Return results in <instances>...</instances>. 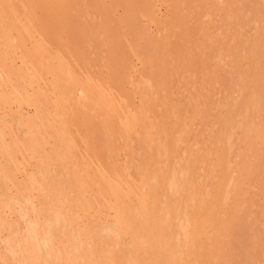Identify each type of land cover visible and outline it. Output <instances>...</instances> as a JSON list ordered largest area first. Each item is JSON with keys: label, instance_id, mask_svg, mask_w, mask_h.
Here are the masks:
<instances>
[{"label": "rangeland", "instance_id": "obj_1", "mask_svg": "<svg viewBox=\"0 0 264 264\" xmlns=\"http://www.w3.org/2000/svg\"><path fill=\"white\" fill-rule=\"evenodd\" d=\"M14 1L13 5L16 4L14 8L18 12L16 15L18 19L20 18L19 21L22 25L28 18L34 17L35 33L33 36H35L30 39L24 38L23 43L26 49L39 54L40 44L37 40L41 41L42 39L53 50L52 53L55 57L65 56L69 61L63 59L68 62L67 65L72 74L70 79L73 80L75 89L68 94L65 93L63 105L56 110V95L50 86L51 76L47 74L42 77V82L40 81L34 87L39 96L35 99H39V104L36 101L27 102V104L17 102L13 99L6 76L10 74L15 81L23 84V91L25 89L23 86H27L25 90L28 91V95L26 91H24V95L26 94V98L30 96L31 99H34V88H28L30 85L26 84L32 74H29L27 67L22 64L20 54L12 60L13 64L9 63L8 58L4 62L5 73L3 72L4 75L1 78L3 87L0 86V98H5L8 103H3V101V105L0 103V264H33L32 261H26L31 260L26 244V241L28 242L31 237L26 238H28L27 233L34 234L35 231V236L37 234L43 236V231L48 233L47 236L44 235L46 239L40 238L41 244L44 241L46 246L40 244L45 247V250L40 248L39 250L43 252L38 251V253L43 255L45 261L47 257V260L51 261L49 264H69V257L63 253L62 240L64 244L67 243L65 248L68 253L72 252V248L78 240L86 243L84 246L92 244L90 261L93 262L98 256L101 259L97 258L93 262L94 264L96 262L98 264V261H101L102 264H113L114 261V264H130V262L126 263L128 259L130 260L129 254L131 253V259L137 255L136 241L143 235L140 223L129 217V225L135 226L133 228L134 231L137 230L138 235L130 227L128 234L117 240L112 232L115 224L114 210L103 206L100 211H97L95 205L87 211L86 205L83 204L84 201L79 197L77 180H83L82 182L85 183L84 188L88 191L89 199H93V193L97 191V187L100 188L103 195H106V185L97 172V166H101L111 179L122 182L125 180L126 183H123L126 186H133L144 178L149 183V192L157 200V208L164 205L162 212L165 214L171 212L169 217L171 215L172 218L176 211L178 212L174 220L170 217L174 222L172 223V226L174 224L173 228L177 229L173 230L174 233L179 231L181 225H189L190 222L189 257L191 263L264 264V0H187V4L186 0H154L155 2L139 0L144 4L143 6L147 7L146 10L151 12V20H149L150 14L148 19L140 18L142 12L147 16L146 10L143 11L142 4L140 6L142 10L139 5H136L137 10L134 3L133 9L129 11L127 7L130 8L132 0H130V6H126V0H120L119 4V0ZM135 1L137 2V0ZM149 3H152L151 11ZM127 4L129 5L128 2ZM128 11L129 14L132 11L139 12L137 16L133 12L130 14V18L132 15L139 18L137 19L139 22L132 19L133 17L131 18L139 24L133 25V21L127 19L129 18L126 16ZM127 25L132 27L129 28ZM133 26L141 28V31L137 28L141 32L140 36L135 28L136 33L132 34ZM36 33L40 35L39 38L36 37ZM133 35L139 39H135ZM140 48L144 50H140L141 53L143 52L142 56L136 54ZM147 49L149 50L147 51ZM127 53L130 55L128 56ZM227 67L228 71H226ZM126 74L129 81L124 79ZM227 75L229 76L228 79L225 78L227 80L225 82L224 77ZM87 80L90 81L87 82ZM97 85V88L104 85L107 88L104 89L111 91L114 96L116 101L114 104L118 103L116 110L110 114L108 119L96 103ZM148 86L149 88H147ZM60 88L64 87L61 85ZM84 88L91 92L88 97H83L79 91ZM189 92L190 94H188ZM127 108L133 112L132 115L134 114L137 119V122L130 126L131 128L120 127L122 125L120 123L125 119L123 113ZM186 112L188 114H185ZM91 124L93 130L90 133L89 127V130H86L87 126H91ZM206 126L208 127L206 128ZM181 131L183 132L182 135L180 134L181 138H178L179 136L176 135ZM90 134H93V138ZM90 139L92 142H89ZM180 140L185 143L182 144ZM93 141L96 143L95 146ZM9 143L12 147L8 146ZM24 144L28 148L30 147V150L27 148V154L23 155L19 152L20 156L17 148ZM165 147L167 154L164 153ZM194 148H197L196 153ZM11 150L14 152V156ZM100 155L104 156V161ZM156 155H159L158 159H156ZM185 155H190L191 159L189 160ZM208 156L210 157L207 158ZM11 157L14 158V161ZM178 158L183 163L178 162ZM95 159L98 161H94ZM210 159L214 161V164ZM186 160L188 165L185 163ZM11 161L15 168H12ZM173 162L177 167L171 166ZM185 164L189 167L186 166L187 171L185 172L189 176L180 170L185 168ZM215 166H218L216 169L218 168L221 172L217 171L221 177H214L217 182L220 179L219 185L221 182V186L213 181L212 175H214ZM95 167L97 170H94ZM196 168L198 169L196 170ZM209 170L212 171V174L208 173ZM177 171L179 177H177ZM227 172L231 174H227ZM94 173L99 176V179ZM204 174L209 175L204 177ZM209 176H211V180ZM180 177L186 181L179 182L182 180ZM172 180L176 181L177 190H179L170 196L168 185ZM153 181L157 184H154ZM183 183L188 187L184 188ZM141 184L140 188H146L145 184L144 186ZM208 184L209 188L216 187L213 190L214 193L211 192L212 195L214 194L215 202L213 204L216 206L218 202L220 203L221 198L226 199L225 196L228 194L227 203H224L227 205L223 206L226 209H224L225 213L223 208L220 207L218 210L214 207L215 211L210 215L209 223L202 227L197 219L191 222L195 213L189 207L186 214V206L193 195H204ZM180 188L181 191H184L180 192L181 195L179 194ZM188 189H192V192L188 191L190 195L187 199ZM90 191L92 194H89ZM210 191L212 190L210 189ZM216 192L218 193L216 194ZM161 195L167 197V202L163 200L166 197L162 196V199ZM213 196L211 197L213 198ZM172 197L176 198L177 202ZM170 200H174L176 203L175 206L174 202H171L175 208L170 206ZM59 201H62L61 205ZM112 201L111 204H114ZM185 201L188 203L186 204ZM182 202L186 205L184 206ZM52 205L55 206L54 209H52ZM136 205L131 203L128 205L129 208L125 207L127 208L125 210L128 211ZM72 206L75 212L72 211ZM182 208L183 211H181ZM67 209H72V213L64 212ZM174 209L176 211L173 214ZM68 210L67 212H69ZM57 214L66 217L65 225L67 224L66 220L69 221L66 228L64 227L65 230L62 231L64 234L61 231L53 232L52 225H49L50 223L55 224ZM179 215L181 217L183 215L184 219H181ZM74 217L76 218L74 219ZM224 218L227 223L224 222ZM35 224H38L36 226L38 228H35ZM68 225L69 228H67ZM217 225L220 230L217 229ZM31 226L32 228H30ZM200 228H203L202 231ZM212 229L214 230L212 231ZM69 230L71 231L68 234ZM65 234L67 237L64 238ZM208 236L210 237L208 238ZM75 237L78 239L74 240ZM213 238L216 239L215 243ZM36 240H39V237L37 239L36 236ZM46 240L49 242L48 248ZM36 242L40 243V240ZM215 245L219 248L217 254H215L217 249ZM57 247H62V249L59 250ZM69 247L71 248L68 249ZM93 253L95 255L97 253L96 257L93 256ZM102 253L105 254L104 257ZM212 259L216 261L213 263ZM41 262L44 260L39 263ZM78 262L84 264L82 261Z\"/></svg>", "mask_w": 264, "mask_h": 264}, {"label": "bare ground", "instance_id": "obj_2", "mask_svg": "<svg viewBox=\"0 0 264 264\" xmlns=\"http://www.w3.org/2000/svg\"><path fill=\"white\" fill-rule=\"evenodd\" d=\"M13 1L14 0H12V1H8V0H0V86H2V84H1V78L3 77V75H4V70H3V66H4V62L6 61V59L8 58L9 59V63L10 64H13V62L14 61H12L13 59H15V57H17V55L18 54H20L19 56H21V59L20 60H22L21 62H22V64L25 66V67H27V69H28V71L30 72L29 74H32L31 75V77L29 78V80L27 81V85L29 84L30 85V87L28 86V88H34L35 87V85H38V83L41 81L42 82V77L44 76V75H46L47 76V74H49L50 76H51V87H52V90L55 92V102H56V110L60 107V106H62L63 105V103H62V101H63V99H64V96H65V93H67L68 94V92H72V91H74V83H73V80L72 79H70L71 78V70L69 69V67H68V62H65L66 60H64V59H67L65 56L63 57V56H61V58L60 57H55L54 56V54L52 53V51L53 50H51L50 48H49V46H47L46 45V43L44 42V41H42V39H41V41H39V39L37 40V42L40 44L39 45V54L38 53H36V52H31V51H29L28 49H26V47L24 46V43H23V41H24V38L25 37H27V38H34V36H33V34L35 33V28H34V24H33V21H34V17H32V18H28V20H26V23L24 24V25H22L21 23H20V21H19V19H18V17H17V15H18V12L15 10V5L16 4H14L13 5ZM31 1V0H30ZM29 1V2H30ZM122 1V0H121ZM124 1V0H123ZM139 0H137V2L134 0V2H133V0L131 1V6H130V0H126V2H125V4H126V6H130V8L129 7H127L128 9H129V11H131L132 9H133V5H134V3H135V7L137 8V6L136 5H139V8L142 10V8L140 7L141 6V4L142 3H140V1L138 2ZM150 1H152V0H150ZM154 1V0H153ZM162 1V0H161ZM169 1V0H168ZM219 1V0H218ZM15 2V1H14ZM28 2V1H27ZM113 2V1H112ZM119 2H120V0L118 1V4H119ZM127 2L129 3V5L127 4ZM155 2V1H154ZM165 2V1H164ZM31 3V2H30ZM122 3V2H121ZM139 3V4H138ZM147 3V2H146ZM188 3V1L186 0V4ZM216 3H217V1H216ZM152 3H149V5H150V11H151V9H152V5H151ZM164 4V3H163ZM245 4H246V2H245ZM84 5V4H83ZM144 4H142V7H143V11H145L146 10V8L147 7H145V6H143ZM153 5H155V3H153ZM179 5H180V7H181V4L179 3ZM255 5V4H254ZM22 6V5H21ZM248 6V5H247ZM111 7H112V5H111ZM114 7H115V5H114ZM113 7V8H114ZM119 7H120V5H119ZM125 7V6H124ZM179 7V8H180ZM27 8V7H26ZM25 8V9H26ZM112 8V9H113ZM135 8V9H136ZM149 8V7H148ZM249 8V7H248ZM251 8V7H250ZM17 9V8H16ZM31 9V8H30ZM115 9V8H114ZM139 9V10H140ZM199 9V8H198ZM125 10H126V7H125ZM137 10H138V8H137ZM181 10V9H180ZM18 11H19V9H18ZM27 11V10H26ZM115 11V10H114ZM129 11H128V14H126V16H128L129 18H127V19H130L131 20V18L133 17V15H132V17L130 18V14H133L134 12V10L132 11V12H130V14H129ZM258 11H260V10H258ZM146 12H147V16L146 15H144V13L142 12V13H140V14H142V16L140 17V14H139V17L140 18H143V17H148V15L150 14V19L149 20H151V12H149L148 10H146ZM125 13V12H124ZM127 13V12H126ZM136 13V12H135ZM134 13V15H136L137 16V14L139 13L138 11H137V13L135 14ZM17 14V15H16ZM146 14V13H145ZM31 15H32V13H31ZM144 15V16H143ZM204 15V14H203ZM208 15V14H207ZM112 16V15H111ZM29 17H31L30 15H29ZM148 17V18H149ZM147 18V19H148ZM210 18V17H209ZM114 19V18H113ZM132 19H134L135 21H138L139 22V20H137V19H139L138 17L136 18L135 16L132 18ZM143 19H145V18H143ZM126 20V19H125ZM205 20V19H204ZM131 21H133V20H131ZM135 21H133V25H137V24H139L138 22H135ZM130 22V21H129ZM204 22V21H203ZM135 23V24H134ZM205 23V22H204ZM218 23V22H217ZM126 24H128V22H126ZM219 24V23H218ZM129 25H130V23H129ZM129 25H127V26H129ZM132 27V26H131ZM130 26H129V28H131ZM134 28H135V30H137V28H139V26H133V32H132V34H134V32L136 33V31H134ZM217 28V27H216ZM218 29V28H217ZM127 30V29H126ZM122 31V30H121ZM139 31H141V28H139ZM138 30H137V32H139ZM128 32V31H127ZM140 34H141V32H139V36H140ZM36 37H38V36H40L39 34H37L36 33ZM123 35V34H122ZM135 35H138V34H135ZM135 35H133L134 36V38H135ZM216 35V34H215ZM35 37V38H36ZM124 37V36H123ZM39 38V37H38ZM125 39V38H124ZM135 39H139V37L137 38V36H136V38ZM156 40V39H155ZM106 41V40H105ZM125 41H127V40H125ZM149 41H150V39H149ZM154 41V40H153ZM25 42H27V41H25ZM33 42V41H32ZM31 42V43H32ZM219 42V41H218ZM45 43V44H44ZM125 43V42H124ZM219 44V43H218ZM211 45V44H210ZM188 46V45H187ZM221 46V45H220ZM116 47V46H115ZM128 47H129V45H128ZM162 47H163V45H162ZM219 47V46H218ZM124 48V47H123ZM130 48V47H129ZM128 48V49H129ZM31 49V48H30ZM121 49V48H120ZM119 49V50H120ZM128 49H127V51H128ZM143 48H140L139 50H137L138 51V53H136V54H143V52L141 53V51L140 50H142ZM153 49H155V48H153ZM160 49H162V48H160ZM122 50V49H121ZM129 50H131V48L129 49ZM149 49H147V51H148ZM140 51V52H139ZM142 51H144V50H142ZM119 52V51H118ZM129 52V51H128ZM131 53H132V51H130ZM219 52V51H218ZM122 54V53H121ZM133 54V53H132ZM131 54V55H132ZM144 54H146V53H144ZM127 55H128V53H127ZM130 55V54H129ZM128 55V56H129ZM139 55V56H140ZM107 56V55H106ZM133 56V55H132ZM138 56V57H139ZM142 56V55H141ZM221 56V55H220ZM64 58V59H63ZM124 58V57H123ZM126 58V57H125ZM131 58V57H130ZM7 59V60H8ZM201 59V58H200ZM133 60V59H132ZM155 60H157V59H155ZM204 60V59H203ZM67 61H69L68 59H67ZM119 61V60H118ZM117 61V62H118ZM128 62V61H127ZM156 63V62H155ZM155 63H154V65H155ZM196 63V62H195ZM21 64V65H22ZM70 64V63H69ZM204 64V63H203ZM23 65H22V67H23ZM71 66H72V64H70ZM127 65H129L130 66V64H127ZM200 65V64H199ZM103 66V65H102ZM132 66V65H131ZM182 66V65H181ZM225 66H227V65H225ZM24 67V68H25ZM128 66H126V68H127ZM209 68H210V66H208ZM106 68V67H105ZM125 68V67H124ZM131 69V67H128V69ZM3 70V71H2ZM118 70H119V68H118ZM27 71V72H28ZM123 71V70H122ZM226 71H228V67H227V70ZM4 72V73H3ZM206 72H207V70H206ZM205 72V73H206ZM230 72V71H229ZM224 74H225V72H223ZM88 74V73H87ZM119 74V73H118ZM123 74V73H122ZM198 74V73H197ZM7 75V74H6ZM130 75V74H129ZM143 75V74H142ZM148 75V74H147ZM211 75V74H210ZM89 76V75H88ZM131 76V75H130ZM174 76V75H173ZM222 76V75H221ZM228 76L229 75H227V77L225 76L224 77V81L226 82L227 80H225V78L226 79H228ZM149 77V76H148ZM213 77V76H212ZM8 78V79H7ZM186 78V77H185ZM199 78V77H198ZM6 79H7V82H8V84H9V87H10V89H11V93L13 94V99L15 100V101H17V102H20V103H26L27 104V102H34V101H36L38 104H39V99H35V98H38L39 96L37 95V92H36V88H34V99H31L30 98V96H27V98H26V94L28 95V91H26L25 89H26V87L25 86H23V89H24V91H26L25 93V95H24V91L22 90V85L23 84H21L19 81H15L14 79H13V77L9 74L8 76H6ZM92 79V78H91ZM90 79V80H91ZM124 79H126L127 81H129L128 80V77H127V74H126V77H124ZM138 79V78H137ZM191 79V78H190ZM242 79V78H241ZM23 80V79H22ZM90 80H87V82L88 81H90ZM132 80V79H131ZM182 80H185V79H182ZM91 81H93V80H91ZM186 81V80H185ZM18 82V83H17ZM100 82V81H99ZM143 82H144V80H143ZM148 82V81H147ZM149 82H151V81H149ZM178 82V81H177ZM79 83V82H78ZM93 83H94V81H93ZM133 83H134V81H133ZM232 83V82H231ZM97 84V83H96ZM107 84V83H106ZM178 84V83H177ZM180 84V83H179ZM214 84V83H213ZM226 84V83H225ZM32 85V86H31ZM42 85V84H41ZM63 86L64 88H60V86ZM90 85V84H89ZM145 85V84H144ZM149 85V84H148ZM4 86H5V84H4ZM20 86V87H19ZM112 86V85H111ZM214 86V85H213ZM3 87V86H2ZM1 87V88H2ZM92 87V86H91ZM95 87V86H94ZM98 87V85L96 86V88ZM100 87V86H99ZM107 87V86H106ZM142 87H143V85H142ZM192 87H193V85H192ZM196 87V86H195ZM5 88V87H4ZM102 88V89H101ZM101 88H97L96 89V93H95V96H96V103H98V106H99V108L103 111V114L105 115V117H107V119L109 118V116H110V114L114 111V110H116V104H118V103H115L114 104V102H116L114 99L115 98H113L114 96L112 95V93H111V91L109 92V91H107V90H105V89H107V88H105L104 87V85L101 87ZM105 88V89H104ZM144 88V87H143ZM147 88H149V86L147 87ZM154 88V87H153ZM155 89V88H154ZM184 89V88H183ZM191 89H193V88H191ZM28 90V89H27ZM67 90V91H66ZM79 90V89H78ZM109 90V89H108ZM169 90V89H168ZM185 90H186V88H185ZM79 91H81V94L83 95V97H88V95L89 94H91V92L88 90V89H86V88H84V89H82V90H79ZM203 91V90H202ZM212 91V90H211ZM1 92V91H0ZM30 92V91H29ZM144 92V91H143ZM164 92V91H163ZM180 92V91H179ZM10 93V94H11ZM31 93V92H30ZM93 93V92H92ZM185 93V92H184ZM188 94H190V92L188 93ZM180 95V94H179ZM24 96H25V98H24ZM146 96H147V94H146ZM6 97V96H5ZM43 97V96H42ZM91 97H93V96H91ZM188 97V96H187ZM229 97V96H228ZM11 98V97H10ZM196 98H197V96H196ZM199 98H201V97H199ZM12 99V98H11ZM198 99V98H197ZM0 103H1V105H3L2 104V101H3V103H8V101H6V99L5 98H0ZM52 100V99H51ZM191 100H193V99H191ZM189 101V100H188ZM55 102H54V104H55ZM195 101H193V104H195L194 103ZM95 103V104H96ZM180 104V103H179ZM178 104V105H179ZM94 105V104H93ZM162 105H164V104H162ZM191 106V105H190ZM193 106V105H192ZM195 106V105H194ZM205 106V105H204ZM1 107V106H0ZM3 107V106H2ZM198 107H199V104H198ZM215 107V106H214ZM201 108V107H200ZM249 109V108H248ZM200 110V109H199ZM4 111V110H3ZM96 111V110H95ZM159 112H160V110H158ZM38 112H39V110H38ZM81 112V111H80ZM58 113V112H57ZM93 113V112H92ZM132 113L133 112H131V110H129L128 108H127V110L123 113L125 116V119L122 121V123H120V127H126V128H128V127H130V126H132V125H134L136 122H137V119H136V117L134 116V114L132 115ZM174 113V112H173ZM177 113V112H176ZM202 113V112H201ZM59 114V113H58ZM83 114H85V113H83ZM185 114H188L187 112L185 113ZM264 114V113H263ZM174 115V114H173ZM85 116V115H84ZM150 116V115H149ZM196 116V115H195ZM259 116V115H258ZM211 117V116H210ZM209 117V118H210ZM224 117V116H223ZM85 118V117H84ZM83 118V119H84ZM179 118V117H178ZM247 118H248V116H247ZM185 119V118H184ZM190 119V118H189ZM192 119V118H191ZM196 119V118H195ZM194 119V120H195ZM217 119V118H216ZM226 119V118H225ZM152 120V119H151ZM258 120H259V118H258ZM85 121V120H84ZM87 121V120H86ZM179 121V120H178ZM222 121V120H221ZM151 122V121H150ZM197 122V121H196ZM249 122V121H248ZM192 123V122H191ZM210 123V122H209ZM96 124V123H95ZM100 124V123H99ZM257 124V123H256ZM88 125H89V121H88ZM98 125V124H97ZM96 125V126H97ZM211 125H213V124H211ZM150 126H151V124H150ZM193 126V125H192ZM256 126V125H255ZM57 127V126H56ZM90 128V133H91V130H93L92 128V124H91V126H87V128ZM198 127V126H197ZM208 126H206V128H207ZM263 127H264V124H263ZM10 128V127H9ZM89 128L86 130V131H88L89 130ZM131 128V127H130ZM185 128V127H184ZM75 129V128H74ZM209 129V128H208ZM257 129V128H256ZM11 130V129H10ZM66 130V129H65ZM193 130V129H192ZM197 130V129H196ZM18 132V131H17ZM206 132V131H205ZM214 132V131H213ZM219 132H220V130H219ZM264 132V131H263ZM22 133V132H21ZM77 133V132H76ZM181 133H183L182 131L181 132H179V134L178 135H176V136H179L178 138H181L180 137V134ZM201 133V132H200ZM203 133V132H202ZM23 134V133H22ZM164 134V133H163ZM185 134V133H184ZM17 135V134H16ZM91 135V134H90ZM93 135V134H92ZM91 135V136H92ZM182 135V134H181ZM19 136V135H18ZM21 137H22V135H20ZM69 136V135H68ZM162 136V135H161ZM200 136H203L202 134H200ZM221 136V135H220ZM99 137H100V135H99ZM16 138V140H18L17 139V137H15ZM71 138V137H70ZM92 138H93V136H92ZM91 138V139H92ZM168 138V136L166 135V139ZM177 138V137H176ZM211 138V137H210ZM89 140V142H92V140ZM14 140V139H13ZM73 140V139H72ZM95 140V139H94ZM97 140V139H96ZM170 140V139H169ZM177 140V139H176ZM206 140V139H205ZM217 140V139H216ZM21 141H23V140H21ZM181 141V140H180ZM94 142V141H93ZM161 142H162V140H161ZM163 142H164V139H163ZM19 144H20V142H18ZM181 143H182V141H181ZM183 143H185V142H183ZM182 143V144H183ZM205 143V142H204ZM203 143V144H204ZM248 143V142H247ZM22 144V143H21ZM92 144V143H91ZM95 142H94V146H95ZM162 144V143H161ZM191 144V143H190ZM194 144H195V142H194ZM193 144V145H194ZM235 144V143H234ZM241 144V143H240ZM159 145V144H158ZM212 145V144H211ZM214 145V144H213ZM8 146H11L10 145V143H9V145ZM176 146H178V144H176ZM175 146V147H176ZM188 146H191V145H188ZM12 147V146H11ZM93 147V146H92ZM160 147H161V145H160ZM198 147V146H197ZM206 147V146H205ZM218 147V146H217ZM1 148H3L2 146H1ZM27 148H28V146H26V144H24V146H22L21 145V147H18L17 148V152H18V154L21 156V154L23 155V154H27ZM95 148V147H94ZM93 148V149H94ZM158 148V147H157ZM177 148V147H176ZM224 148V147H223ZM4 149V148H3ZM12 149V148H11ZM89 149H91V148H89ZM163 149V148H162ZM161 149V150H162ZM170 149H171V147H170ZM195 149V148H194ZM197 149V148H196ZM196 149H195V153H196ZM13 150V149H12ZM11 150V152H13ZM28 150H30V147L28 148ZM83 150V149H82ZM3 151V150H2ZM5 151H7V150H5ZM84 151V150H83ZM108 151H110V150H108ZM182 151H184V150H182ZM10 152V153H11ZM21 154H20V153ZM22 152H24V153H22ZM101 152V151H100ZM163 152V151H162ZM162 152H160V153H162ZM190 152V151H189ZM188 152V153H189ZM207 152V151H206ZM211 152V151H210ZM213 152V151H212ZM224 152H226V150H224ZM84 153H85V151H84ZM102 153V152H101ZM165 154H167L166 153V147H165V152H164ZM192 153V152H191ZM191 153H190V155H191ZM223 153V152H222ZM227 153V152H226ZM108 154V153H107ZM193 154V153H192ZM214 154V153H213ZM212 154V155H213ZM86 155V154H85ZM90 155V154H89ZM190 155H185L186 156V158H188L189 160L191 159V158H189V157H191ZM205 155H206V153H205ZM208 155V154H207ZM219 155H221L220 153H219ZM223 155V154H222ZM5 156H6V153H5ZM10 156V155H9ZM13 156H14V152H13ZM27 156V155H26ZM92 156V155H91ZM107 156V155H106ZM157 156V155H156ZM159 156V155H158ZM158 156L156 157V159H158ZM165 156H167V155H165ZM200 156H202V155H200ZM226 156V155H225ZM3 157H4V155H3ZM24 157V156H23ZM89 157V156H88ZM100 157H102L101 155H100ZM162 157V156H161ZM183 157V156H182ZM198 157V156H197ZM210 156H208L207 158H209ZM216 157V156H215ZM220 157V156H219ZM12 158V160L14 161V158L13 157H11ZM92 159H93V157H91ZM91 158H89L90 160H91ZM95 158V157H94ZM180 158V157H179ZM179 158H178V162H180V160H179ZM185 158V157H184ZM192 158H193V156H192ZM200 158H203V157H200ZM213 158V157H212ZM5 159V158H4ZM7 159V158H6ZM102 159H103V161H104V156L102 157ZM167 159V158H166ZM177 159V158H176ZM181 159V158H180ZM187 159V160H188ZM223 159H225V158H223ZM18 160V159H17ZM182 160V159H181ZM186 160V161H187ZM188 160V161H189ZM193 160H195V159H193ZM211 160V159H210ZM94 161H96V159L94 160ZM98 161V160H97ZM96 161V162H97ZM114 161V160H113ZM157 162H158V160H156ZM166 161V160H165ZM183 161V160H182ZM185 161V163L188 165V161L186 162ZM208 161V160H207ZM212 161V160H211ZM210 161V162H211ZM216 161V160H215ZM5 162H7V161H5ZM91 162V161H90ZM191 162H192V160H191ZM214 161H212V163H213ZM224 162V161H223ZM8 163V162H7ZM95 163V162H94ZM167 163V162H166ZM174 163V162H173ZM172 163V167L175 165V167H177L176 166V164L174 163L173 164ZM180 163H183V162H180ZM196 163H197V161H196ZM205 163V162H204ZM209 163V162H208ZM207 163V164H208ZM211 163V164H212ZM218 163V162H217ZM243 163H244V161H243ZM11 164L13 165V163H12V161H11ZM33 164V163H32ZM92 164H93V162H92ZM97 164H99L100 165V163H97ZM160 164V163H159ZM162 164H164V163H162ZM185 164V168H181L180 170H182V171H184V174H187V173H185L186 171H187V168H189L187 165ZM200 164V163H199ZM214 164V163H213ZM219 164V163H218ZM217 164V165H218ZM224 164H226V163H224ZM8 165V164H7ZM96 165V164H95ZM177 165H179V164H177ZM193 165H194V161H193ZM203 165V164H202ZM210 165V164H209ZM220 166H221V164H219ZM218 165V166H219ZM106 166V165H105ZM154 166H155V162H154ZM156 166H158V165H156ZM186 166H187V168H186ZM218 166H215V170H213V172H214V175H212L213 176V181L215 182L216 181V183L219 185V181H220V179H218L219 181L217 182V180L215 179V177L214 176H220V175H218V172L217 171H219L218 170V168L216 169V167H218ZM223 166V165H222ZM226 166H228L227 164H226ZM226 166H224L225 168H228V167H226ZM251 166V165H250ZM4 167H5V165H4ZM7 167H9V166H7ZM15 168V166L13 165L12 166V168ZM98 167H101V166H97V169H96V167H95V169L94 170H97V172L100 174V176H101V178H102V180H103V182H104V184L106 185V195H103L102 194V192H101V190H100V188L99 187H97V191H95L94 193H93V199H89L88 197H87V193H88V191L84 188V186H85V183L84 182H82L83 180H77L78 182H77V188H78V190H79V193H80V196L79 197H81L82 198V200L84 201V205H86V210L87 209H90V208H92L93 206H97V207H95L96 208V210L97 211H100V209L103 207V206H105V207H108V208H110V209H113L114 210V218H115V224H114V226H113V230H112V232H113V234H114V236H115V238L118 240H120V239H122L126 234H128V232H129V230H130V227H132V225H129V222H128V219H129V217H131V218H133L134 220H137L139 223H140V226H141V233L143 234L141 237H139L138 239H137V241H136V256L134 257V258H132L131 259V253H130V251H129V255H130V260L128 259V262H126V263H129L130 262V264H193V263H191V259H190V257H189V252H190V222H189V225L187 224V225H181L180 226V228H179V231L177 232V235L173 232V230L174 229H176V228H173L174 227V224H173V226H172V223H174V222H172L174 219H175V217H176V215L178 214V212L176 211V209H174L172 212H173V214H174V211H176V213H175V215L173 216V218L171 217V215H170V217H171V219H173V220H171L170 219V217H169V214L171 213H169V214H165V213H163L162 211L164 210H162V206H164V205H162L161 206V203L159 204L161 207V209L159 208H157V200L155 199V197H153V194H151L150 192H149V188H148V185H149V183L144 179V178H142L140 181H138L139 183H135L133 186H126L124 183H126V182H124L125 180H123V182L120 180V181H115V180H113V179H111L110 178V176H108L106 173H105V171H104V169H102V167L101 168H98ZM104 167V166H103ZM153 167V166H152ZM174 167V168H175ZM224 167H222L223 168V170L225 169ZM105 168V167H104ZM142 168V167H141ZM193 168V167H192ZM201 168V167H200ZM200 168H199V170H200ZM230 168V167H229ZM241 168V167H240ZM247 168V167H246ZM177 170L179 169V168H176ZM175 169V170H176ZM184 169H186V170H184ZM198 168H196V170H197ZM202 169V168H201ZM209 169H210V167H209ZM12 170V169H11ZM14 170V169H13ZM106 170V169H105ZM162 170V169H161ZM160 170V171H161ZM171 170H172V168L170 169V173H171ZM180 170H179V172H180ZM212 170V169H211ZM228 170V169H227ZM231 170V169H230ZM189 171V170H188ZM224 171H226V170H224ZM223 171V172H224ZM93 172V171H92ZM210 172V170L208 171V173ZM212 172V171H211ZM210 172V173H211ZM220 172V171H219ZM246 172V171H245ZM108 173H109V171H108ZM111 173V172H110ZM177 173H178V171H177ZM189 173V172H188ZM205 173H207V172H205ZM215 173H216V175H215ZM221 173V172H220ZM225 173V172H224ZM230 173V172H229ZM228 172H227V174H229ZM95 174V173H94ZM161 174H162V176H163V173L161 172ZM182 174V173H181ZM201 174V173H200ZM212 174V173H211ZM231 174V173H230ZM241 174V173H240ZM60 175H62V174H60ZM207 175H209V174H207ZM207 175H205L204 174V177H206ZM221 175H225V174H221ZM246 175H248V174H246ZM253 175V174H252ZM3 176V175H2ZM95 176H97L96 174H95ZM143 176V175H142ZM157 176V175H156ZM187 176H189V174H187ZM187 176H185V179L187 178ZM12 177V176H11ZM119 177V176H118ZM153 177H154V175H153ZM170 177H171V174H170ZM169 177V178H170ZM174 177H176V176H174ZM177 177H179V173L177 174ZM194 177H196V175H194ZM211 176H209V178H210ZM221 177V176H220ZM235 177V176H234ZM181 178V177H180ZM180 178H177L178 180H180ZM200 178H202V176H200ZM217 178V177H216ZM97 179H99V176H97ZM152 179H155V178H152ZM152 179H151V181H152ZM163 179H164V177H163ZM175 179V178H174ZM182 180H180L179 182H181V181H183V180H185V179H183V178H181ZM199 179V178H198ZM208 179V178H207ZM215 179V180H214ZM223 179V178H222ZM118 180V179H117ZM169 180V179H168ZM200 181H201V179H199ZM210 180H211V178H210ZM223 180H225V178L223 179ZM42 181V180H41ZM71 181H72V179H71ZM151 181H149L150 183H151ZM164 181H165V179H164ZM186 181V180H185ZM184 181V182H185ZM187 181H188V178H187ZM196 181H197V179H196ZM195 181V182H196ZM135 182H137V181H135ZM168 182V181H167ZM193 182V181H192ZM223 183H224V181H222ZM142 183V184H141ZM153 183H154V181H153ZM206 183V182H205ZM205 183H204V187H205ZM209 183V182H208ZM216 183H212L213 185H215ZM57 184H58V181H57ZM140 184L141 185H143L144 186V184L146 185V188H140ZM154 184H157V182H155ZM166 184V183H165ZM168 184H169V182H168ZM186 184H187V182H186ZM186 184L185 183H183V185H185V187L184 188H187L186 187ZM216 184V185H217ZM98 185H99V180H98ZM151 185V184H150ZM180 185V184H179ZM197 185V184H196ZM215 185V186H216ZM40 186V185H39ZM169 186V190H170V192H169V195L170 194H175L176 193V191H178L177 190V183H176V181L175 180H172L171 182H170V185H168ZM219 186H221V182H220V185ZM193 187H194V185H193ZM192 187V188H193ZM199 187V186H198ZM207 187V186H206ZM95 188H96V186H95ZM178 188H179V186H178ZM181 188L183 189V187L181 186ZM181 188H180V191H179V194H180V192H184V191H181ZM216 188V187H215ZM214 186H212V188H209V184H208V188H207V191H206V193L204 192V195H199V196H196V195H193L192 197H191V199L189 200V203L187 204L186 203V201H185V203L188 205V206H186V209L187 208H189L190 207V210L192 209L193 210V212L195 213V215H194V217H192V218H194V219H192V221L191 222H193V220H195V219H197V222L199 223V225L200 226H202V227H204L207 223H209V217H210V215L215 211V210H213V208L215 207L216 209H218L219 210V208L221 207V208H223V206L225 205L224 203H227L226 201H227V197H228V194H227V196H225L226 197V199L223 197V199L221 198V201H222V204L220 205V203H221V201H220V203L218 202V204L215 206L213 203L215 202V200H214V194L212 195V193L211 192H213L214 193ZM218 188V187H217ZM220 188V187H219ZM232 188V187H231ZM236 188V187H235ZM32 189V188H31ZM202 189V188H201ZM210 189L212 190V191H210ZM191 190V191H190ZM219 191H220V189H218ZM236 190H238V189H236ZM235 190V191H236ZM166 191V190H165ZM168 191V190H167ZM188 191H190V193L192 192V189H188L187 190V192ZM205 191V190H204ZM232 191V190H231ZM241 191V190H240ZM189 193V192H188ZM190 193L189 194H187L186 195V198L188 199L189 198V195H190ZM218 192H216V194H217ZM231 193V192H230ZM234 193V192H233ZM238 193V192H237ZM89 194H92L91 193V191H90V193ZM194 194V193H193ZM199 194V193H198ZM225 194V193H224ZM247 194V193H246ZM181 195V194H180ZM179 195V197H181ZM185 195V194H184ZM192 195V194H191ZM162 196H164V195H161V198H162ZM171 196V195H170ZM211 196H213V198L211 197ZM222 196V195H221ZM235 196V195H234ZM164 197H166V196H164ZM178 197V198H179ZM232 197H233V195H232ZM45 198V197H44ZM174 200L176 199V198H174V197H172ZM163 199V198H162ZM167 197L165 198V199H163V200H165L164 202H167ZM169 199V198H168ZM182 199V198H181ZM232 199V198H231ZM111 200H113L114 201V204H111ZM174 200L173 201H171L170 200V203L171 202H174ZM183 200H184V196H183ZM212 200H214V201H212ZM55 201V200H54ZM69 201V200H68ZM112 201V202H113ZM211 201H212V204H211ZM229 201V200H228ZM235 201V200H234ZM4 202V201H3ZM60 202H62V201H59V203ZM175 202H177V199L175 200ZM174 202V205L176 206V203ZM179 202H180V199H179ZM240 202V201H239ZM54 203V202H53ZM131 203H135V204H137L134 208H132V209H129L128 211L127 210H125V209H127V208H125V207H128V205L129 204H131ZM163 203V202H162ZM169 203V204H170ZM185 203H183L182 202V204L185 206L186 204ZM232 203V202H231ZM9 205H10V203H8ZM36 204V203H35ZM70 204V203H69ZM164 204V203H163ZM181 204V203H180ZM179 204V205H180ZM5 205H7V204H5ZM44 205V204H43ZM60 205H61V203H60ZM74 206H75V203L73 204ZM166 205V204H165ZM212 205H213V207H212ZM227 205V204H226ZM225 205V206H226ZM53 206V205H52ZM70 206V205H69ZM170 206H172L173 208H175V206H173V204L171 203L170 204ZM169 205H168V208L170 207ZM40 207V206H39ZM38 207V209H39V211H40V208L42 207H40L39 208ZM54 207L55 206H53V208L52 209H54ZM62 207V206H61ZM73 207V206H72ZM56 208H57V206H56ZM95 208H93V209H95ZM129 208V207H128ZM167 208V207H166ZM167 208V209H168ZM227 208V207H226ZM231 208V207H230ZM58 209V208H57ZM56 209V210H57ZM69 209V208H68ZM67 209V210H68ZM177 209L178 210H180L179 209V207H177ZM224 209H225V207L223 208V211H224ZM43 210V209H42ZM42 210H41V212H42ZM67 210L66 211H64V212H66V213H72V211H74L75 212V210H74V207H73V210L72 209H70V210H68L69 212H67ZM72 210V211H71ZM95 210V211H96ZM161 210V211H160ZM226 210V209H225ZM227 210H228V208H227ZM71 211V212H70ZM88 211V210H87ZM169 211H171V210H169ZM168 211V212H169ZM181 211H183V208H182V210ZM180 211V212H181ZM184 211H185V209H184ZM188 211V209L186 210V214L188 213L187 212ZM258 211V210H257ZM46 212V211H45ZM60 212V211H59ZM63 212V213H64ZM82 212H83V210H82ZM165 212V211H164ZM221 212V211H220ZM230 212H231V210H230ZM62 213V212H61ZM77 213H78V211H77ZM94 213V212H93ZM166 213H167V211H166ZM183 213V212H182ZM182 213H179V214H182ZM185 213V212H184ZM192 213V212H191ZM224 213H225V211H224ZM223 213V214H224ZM227 213V212H226ZM79 214V213H78ZM190 214V213H189ZM188 214V216H190ZM221 214H222V212H221ZM235 214V213H234ZM41 215V214H40ZM81 215V214H80ZM98 215V214H97ZM64 216V215H63ZM62 215H60V214H57L56 215V217H55V221H54V223L55 224H49L50 226L52 225V227L53 228H51V230L53 231V232H59V231H63V229H64V227L65 226H67V224L69 223V221H68V219L66 220V225H65V219H66V217H63ZM65 216H68V215H65ZM76 216V215H75ZM78 217H80L79 215H77ZM180 217H181V215H179ZM178 216V219L180 218ZM44 217V216H43ZM191 217V216H190ZM190 217H189V219H190ZM226 217V216H225ZM47 218V217H46ZM76 217H74V219H75ZM184 219V217H183V215H182V217H181V219ZM237 218V217H236ZM39 219V218H38ZM70 219V218H69ZM220 219H221V216H220ZM223 219V218H222ZM180 220V219H179ZM230 220V219H229ZM251 220V219H250ZM53 221V220H52ZM136 221V222H137ZM178 221V220H177ZM70 222H72V221H70ZM78 222V221H77ZM224 222H226L225 221V218H224ZM79 223V222H78ZM220 223V222H219ZM227 223V222H226ZM228 223H230L229 221H228ZM243 223V222H242ZM176 224V223H175ZM178 224V223H177ZM221 224H222V220H221ZM220 224V225H221ZM38 225V224H37ZM36 224H35V228H38V227H36L37 226ZM71 225V224H70ZM197 225V224H196ZM219 225V224H218ZM217 225V226H218ZM226 225V224H225ZM75 226V225H74ZM177 226V225H176ZM222 226V225H221ZM224 226V225H223ZM250 226V225H249ZM248 226V227H249ZM259 226V225H258ZM48 228H49V226H47ZM133 227H135L134 225H133ZM132 227V230H133V232H136V231H134L135 229ZM192 227H195V226H193L192 225ZM241 227V226H240ZM30 228H32V226L30 227ZM35 228L33 229L34 231H35ZM42 228V227H41ZM46 228V227H45ZM66 228V227H65ZM67 228H69V225H68V227ZM224 228H225V226H224ZM245 228V227H244ZM250 228V227H249ZM29 229V228H28ZM40 229V228H39ZM72 229H73V226H72ZM71 229V230H72ZM197 229V228H196ZM203 229V228H202ZM202 229L200 228V230L202 231ZM217 229L218 230H220L219 229V226L217 227ZM45 230V229H44ZM65 230V229H64ZM71 230H69V231H67L68 232V234H69V232L71 231ZM74 230V229H73ZM72 230V231H73ZM177 230V229H176ZM195 230V229H194ZM214 229H212V231H213ZM241 230V229H240ZM34 231H31V232H34ZM75 231V230H74ZM73 231V232H74ZM192 231V230H191ZM210 231V230H209ZM211 231V232H212ZM227 231V230H226ZM44 233H43V236L44 235H46L47 236V234L48 233H46L45 231H43ZM51 232V231H50ZM53 232H52V234H53ZM78 232V231H77ZM210 232V233H211ZM251 232V231H250ZM63 233V232H62ZM62 233H61V235H62ZM76 233V232H75ZM78 233H80V232H78ZM83 234H84V232H82ZM210 233H209V235H210ZM213 233V232H212ZM225 233H227V232H225ZM256 233V232H255ZM257 233H258V231H257ZM22 234V233H21ZM28 234V238H26V239H29V237H33L32 239L30 238L29 239V241L27 242L26 241V239H25V241H26V244L28 245V247H27V245H26V247L29 249H27V251H30V252H28L30 255V258L29 257H27V258H29V259H31V260H26V261H32L33 262V264H36V263H39L41 260L43 261L44 260V262H41V263H43V264H49L51 261H49V260H47L48 258L46 257V261H45V259H44V257H43V255L42 254H40V253H38V251L39 252H43V251H41V250H39L40 248H42V249H44L45 247H43L44 245L46 246V244L44 243V241L42 242L43 244H41V239L40 238H44V239H46L45 238V236L43 237V236H40V234H37L36 236H37V239H38V237H39V240H40V243H37L36 241H38L39 242V240H36V236L34 235V234H36V231L34 232V234L32 233V234H30V232L29 233H27ZM64 234V233H63ZM67 234V233H66ZM65 234V235H66ZM73 235L72 236H74V233H72ZM136 234L138 235V233L136 232ZM136 234H133V236H136ZM194 234V233H193ZM217 234L219 235V233L217 232ZM250 234V233H249ZM29 235H31V236H29ZM39 235V236H38ZM60 235V234H59ZM76 235V234H75ZM81 235V234H80ZM176 235V236H175ZM212 235V234H211ZM25 236V235H24ZM63 236V235H62ZM85 236V235H84ZM213 236H214V233H213ZM215 236H217V235H215ZM223 236V235H222ZM248 236V235H247ZM50 237H51V234H50ZM49 237V238H50ZM53 237H55L54 236V234H53ZM65 237H67V235L66 236H64V238ZM146 237V238H145ZM210 236H208V238H209ZM219 237H220V235H219ZM35 238V239H34ZM63 238V237H62ZM74 238V237H73ZM81 238H83V237H81ZM85 238V237H84ZM247 238V237H246ZM43 239V240H44ZM59 239V238H58ZM68 239H70L69 237H68ZM78 238L77 237H75V239L74 240H77ZM132 239V238H131ZM236 239V238H235ZM234 239V240H235ZM36 240V241H35ZM47 240L49 241V239H48V237H47ZM46 240V241H47ZM72 240V239H71ZM214 240H216V239H214L213 238V242H214ZM237 240V239H236ZM244 240H245V238H244ZM262 240V239H261ZM23 241V240H22ZM45 241V242H46ZM46 242V243H48L47 244V248H48V245H49V242ZM109 241V240H108ZM191 241H192V239H191ZM239 241V240H238ZM258 241V240H257ZM59 241L57 240V243H58ZM60 242H61V240H60ZM69 242V241H68ZM202 242V241H201ZM234 242V241H233ZM263 242V241H262ZM74 243V242H73ZM93 243V242H92ZM197 243H199L198 241H197ZM215 243V242H214ZM243 243V242H242ZM255 243V242H254ZM40 244L41 245H43V246H40ZM62 244H63V246H64V248H63V253H64V255H66V256H68L69 257V259H68V262H69V264H81V263H79L78 261H82V262H84V264L86 263V264H94L93 262L97 259V258H99L100 256H98L93 262L92 261H90V257L92 256V254H91V246H92V248H93V245L91 244V246L90 245H88V246H84L86 243H84L83 241H80L79 242V240H78V242L76 241V244L74 245V247L72 248L73 250H72V252L70 251V253H68L67 252V250H66V248H65V245L67 244H64L63 243V240H62ZM57 245V244H56ZM59 245V244H58ZM94 245L95 246H97L95 243H94ZM209 245V244H208ZM213 245V244H212ZM247 245V244H246ZM51 246V245H50ZM62 246V247H63ZM70 246H71V244H70ZM131 246H133L132 245V243H131ZM193 246V245H192ZM216 246V247H215ZM214 247L215 248H217L216 249V251H215V254H217V250H219V248H218V246L217 245H215ZM253 246V245H252ZM60 247V246H59ZM59 247H57L59 250L60 249H62V247L61 248H59ZM67 247V246H66ZM213 247V246H212ZM221 247V246H220ZM20 248H21V246H20ZM25 248V247H24ZM71 247H69L68 249H70ZM131 248V247H130ZM214 248V249H215ZM237 248V247H236ZM50 249V248H49ZM48 249V250H49ZM192 249V248H191ZM205 249V248H204ZM241 249V248H240ZM45 250V249H44ZM95 250V249H94ZM245 250V249H244ZM62 251V250H61ZM199 251V250H198ZM94 252V251H93ZM104 252V251H103ZM109 252V251H108ZM213 253H214V251H212ZM56 253V252H55ZM62 253V252H61ZM237 253V252H236ZM98 254H99V252H98ZM103 254V253H102ZM108 254V253H107ZM233 254V253H232ZM40 255H42V259L40 258ZM52 255V254H51ZM95 254L93 253V256H94ZM96 255H97V253H96ZM96 255L94 256V257H96ZM100 255V254H99ZM192 255V254H191ZM249 255V254H248ZM247 255V256H248ZM59 256H61V255H59ZM103 257L105 256V254H103L102 255ZM200 256V255H199ZM57 257V256H56ZM197 257H198V255H197ZM216 257V256H215ZM50 258V257H49ZM61 258V257H60ZM92 258V257H91ZM116 258H117V256H116ZM212 258H213V256H212ZM242 258H243V256H242ZM39 259H41V260H39ZM59 259V258H58ZM76 259V260H75ZM100 259V258H99ZM98 259V260H99ZM107 259V258H106ZM214 259V258H213ZM212 259V261H213V263L216 261H214ZM215 259H217V258H215ZM60 260V259H59ZM97 260V261H98ZM101 260V259H100ZM109 260V259H108ZM196 260V259H195ZM198 260V259H197ZM250 260V259H249ZM38 261V262H37ZM53 261V260H52ZM127 261V260H126ZM198 261H200V259L198 260ZM233 261V260H232ZM239 261V260H238ZM253 261V260H252ZM58 262V261H57ZM92 262V263H91ZM107 262V261H106ZM218 262V261H217ZM221 262H223V261H221ZM234 262V261H233ZM240 262V261H239ZM249 262V261H248ZM29 263V262H28ZM41 263H39V264H41ZM53 263H54V261H53ZM62 263V262H61ZM102 264V262L100 261H98V264ZM115 263V261L113 262V264ZM200 262H198V264H199ZM225 263V262H224ZM223 263V264H224ZM26 264V263H25ZM96 264H97V262H96ZM218 264V263H217ZM236 264V263H235Z\"/></svg>", "mask_w": 264, "mask_h": 264}]
</instances>
